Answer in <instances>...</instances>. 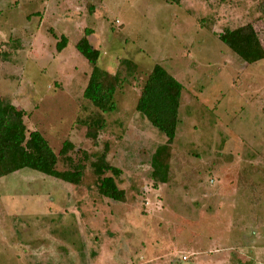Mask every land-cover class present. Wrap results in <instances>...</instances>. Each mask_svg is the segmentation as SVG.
Returning a JSON list of instances; mask_svg holds the SVG:
<instances>
[{"label":"rangeland","instance_id":"obj_1","mask_svg":"<svg viewBox=\"0 0 264 264\" xmlns=\"http://www.w3.org/2000/svg\"><path fill=\"white\" fill-rule=\"evenodd\" d=\"M261 6L0 0V98L55 152L72 142L86 167L78 186L29 169L0 179V264H264V60L248 65L217 38L251 22L264 46ZM86 29L100 67L125 75L129 59L141 72L105 114L98 145L78 123L98 112L83 98L91 66L76 45ZM156 64L184 86L169 182L157 186L151 159L167 139L136 111ZM106 147L122 203L99 194L91 168Z\"/></svg>","mask_w":264,"mask_h":264},{"label":"trees","instance_id":"obj_2","mask_svg":"<svg viewBox=\"0 0 264 264\" xmlns=\"http://www.w3.org/2000/svg\"><path fill=\"white\" fill-rule=\"evenodd\" d=\"M165 1L170 5H179L182 0ZM261 10H264L262 6ZM93 33V30L86 29L76 49L91 66L83 98L98 112L78 123L86 127L87 138L94 145H98L99 137L107 127L105 114L117 111L118 93H122L131 80L138 82L137 76L141 72L139 66L129 59L120 61V67L126 70L125 75L120 70L111 74L100 67L102 52L90 41ZM217 38L248 65L264 60V46L251 22L233 29L227 28L224 32L218 33ZM67 44L68 41L63 38L57 46L58 52H62ZM143 77L144 84L137 100L136 111L167 139L165 144L158 147L151 159L153 169L151 178L157 186L169 182L172 146L181 123L180 109L184 86L160 64L154 65ZM26 117L25 110H20L10 101L0 98V179L29 169L64 183L80 185L86 167L82 163H74L70 155L75 148L72 142L66 140L60 151L55 152L41 132L28 130ZM107 154L108 147L100 158L91 164L98 181L99 194L117 203L125 202L126 192L120 189L117 183L121 171L109 163ZM60 162L70 169L59 171L57 166ZM108 173L112 176H106Z\"/></svg>","mask_w":264,"mask_h":264},{"label":"crops","instance_id":"obj_3","mask_svg":"<svg viewBox=\"0 0 264 264\" xmlns=\"http://www.w3.org/2000/svg\"><path fill=\"white\" fill-rule=\"evenodd\" d=\"M262 44H263V42H262Z\"/></svg>","mask_w":264,"mask_h":264}]
</instances>
